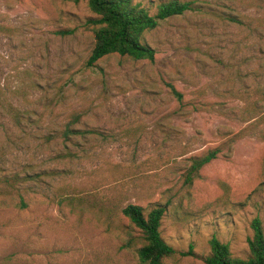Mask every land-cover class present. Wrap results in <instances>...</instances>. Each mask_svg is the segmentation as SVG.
<instances>
[{"label":"rangeland","instance_id":"374dc122","mask_svg":"<svg viewBox=\"0 0 264 264\" xmlns=\"http://www.w3.org/2000/svg\"><path fill=\"white\" fill-rule=\"evenodd\" d=\"M180 1L144 34L152 60L90 65L85 0H0V264H142L128 204L164 206L161 237L192 247L164 264H203L212 236L243 258L264 232V0Z\"/></svg>","mask_w":264,"mask_h":264},{"label":"trees","instance_id":"16d2710c","mask_svg":"<svg viewBox=\"0 0 264 264\" xmlns=\"http://www.w3.org/2000/svg\"><path fill=\"white\" fill-rule=\"evenodd\" d=\"M79 2L81 0H67ZM89 9L96 16L88 22L93 26L94 44L88 58V64H94L109 54L128 55L135 59L152 60L154 50L144 42V34L156 28L160 20L180 15L191 8L190 2L180 0H160L156 3L155 14L133 0H85ZM79 116L68 120L61 137L66 142L70 136L79 132L76 124ZM217 155V150H210L200 157H192L190 172H197ZM131 225L141 232V246L137 249L142 264H164L165 260L178 255H194L192 247L186 252H178L167 244L160 234L161 219L165 207L158 204L148 211L137 204H128L121 210ZM252 235L247 238L248 255L236 257L230 252L229 245L215 236L209 241L210 253L203 257V264H264V232L259 218L251 221Z\"/></svg>","mask_w":264,"mask_h":264}]
</instances>
